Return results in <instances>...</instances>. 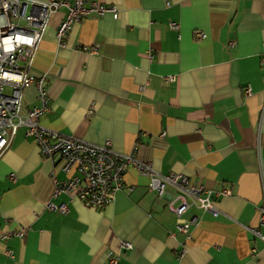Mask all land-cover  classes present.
Segmentation results:
<instances>
[{
  "label": "crops",
  "instance_id": "0c3cea01",
  "mask_svg": "<svg viewBox=\"0 0 264 264\" xmlns=\"http://www.w3.org/2000/svg\"><path fill=\"white\" fill-rule=\"evenodd\" d=\"M90 3L114 5L120 17L89 16L61 45L67 10L53 15L31 70L47 75L41 125L94 145L110 141L162 175L186 174L213 192L220 213L191 207L190 231L178 233L167 208L174 190L158 197L133 167L104 210L54 198V180L66 179L62 163L43 158L20 129L0 159V264H109V253H120V264H264V241L248 230L264 235V0ZM198 31L207 35L200 44ZM96 46L95 54L84 50ZM41 106L29 86L22 114ZM21 228L23 239L14 235ZM125 242L133 249L122 250Z\"/></svg>",
  "mask_w": 264,
  "mask_h": 264
},
{
  "label": "built area",
  "instance_id": "2783aa9c",
  "mask_svg": "<svg viewBox=\"0 0 264 264\" xmlns=\"http://www.w3.org/2000/svg\"><path fill=\"white\" fill-rule=\"evenodd\" d=\"M61 9L67 10L57 32L61 45L73 26L89 16L111 14L116 20L120 17V10L116 6L97 3L87 5L86 0H0V159L10 148L17 132L24 129L26 136L38 146L43 158H58L62 163L66 179L54 180V198L67 194L79 198L90 208L104 210L115 202L117 193L125 188L126 173L133 167L149 178V190L158 197L164 198L168 189L174 190L175 195L167 201V208L177 217L178 233H189L192 222L185 215L191 207L218 216L220 212L214 205L213 192L194 182L190 176L183 173L162 175L151 164L135 158L134 154L115 152L110 141L102 146L94 145L41 125V117L49 110L47 75L33 76L32 64L51 18ZM169 26L173 31L179 30L175 22ZM194 38L200 44L206 41L207 35L198 31ZM29 40L31 43L26 42ZM229 46L235 47V42H230ZM98 49L97 46L84 48L93 54ZM170 80L174 82L175 78ZM31 85L36 86L42 106L34 107L23 115L24 94ZM246 93L251 94V88ZM93 113L94 106H91L88 115L92 116ZM10 179L15 181V174H11ZM223 194L227 197L231 192L225 190ZM49 208L61 214L69 212L67 206L49 204ZM259 212L260 226H264V206ZM248 230L264 241L259 228ZM27 232V228H21L14 235L23 239ZM10 237L11 234L6 235L2 240L6 242ZM121 248L130 251L133 246L125 242ZM7 255L12 257V252L7 251ZM120 256V253H109L107 261L109 264H120Z\"/></svg>",
  "mask_w": 264,
  "mask_h": 264
},
{
  "label": "clouds",
  "instance_id": "9594fccd",
  "mask_svg": "<svg viewBox=\"0 0 264 264\" xmlns=\"http://www.w3.org/2000/svg\"><path fill=\"white\" fill-rule=\"evenodd\" d=\"M27 43H31V41L29 40V41H26Z\"/></svg>",
  "mask_w": 264,
  "mask_h": 264
}]
</instances>
